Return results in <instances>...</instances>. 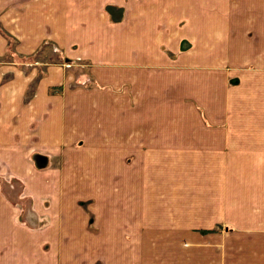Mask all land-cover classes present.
Returning <instances> with one entry per match:
<instances>
[{
	"label": "crops",
	"instance_id": "obj_1",
	"mask_svg": "<svg viewBox=\"0 0 264 264\" xmlns=\"http://www.w3.org/2000/svg\"><path fill=\"white\" fill-rule=\"evenodd\" d=\"M0 264H264V0H0Z\"/></svg>",
	"mask_w": 264,
	"mask_h": 264
}]
</instances>
